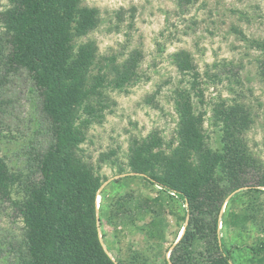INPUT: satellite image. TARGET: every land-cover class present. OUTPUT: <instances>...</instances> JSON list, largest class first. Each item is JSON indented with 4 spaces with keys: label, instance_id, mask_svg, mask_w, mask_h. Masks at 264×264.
I'll use <instances>...</instances> for the list:
<instances>
[{
    "label": "trees",
    "instance_id": "16d2710c",
    "mask_svg": "<svg viewBox=\"0 0 264 264\" xmlns=\"http://www.w3.org/2000/svg\"><path fill=\"white\" fill-rule=\"evenodd\" d=\"M174 1L184 11L198 0ZM103 20L100 8L85 0H7L0 10V136L12 135L13 125L30 131L20 147L23 166L0 154V205L13 209L21 223V233L7 241L10 264H149V253L131 247L125 257L112 256L101 227L104 221L137 226L140 217L151 215V233L164 238L168 208L185 230L165 264H242L239 250L250 253V264H264V159L247 140L253 109L221 95L204 107L208 84L222 82L224 73L240 82L232 62L213 63L217 72H203L190 50L173 52L181 76L171 91L173 136L166 140L156 129L133 137L127 162H112L119 176L111 187L140 179L157 194L115 199L102 187L108 176L86 159L82 144L113 112L111 92L127 91L145 77L143 49L100 52L90 35ZM247 40L259 51L257 73L264 84V37ZM21 78L37 100L27 119L15 113L8 95ZM176 199L181 211L172 207ZM251 226L258 232L252 243L234 239ZM223 227L236 237L228 240Z\"/></svg>",
    "mask_w": 264,
    "mask_h": 264
},
{
    "label": "rangeland",
    "instance_id": "374dc122",
    "mask_svg": "<svg viewBox=\"0 0 264 264\" xmlns=\"http://www.w3.org/2000/svg\"><path fill=\"white\" fill-rule=\"evenodd\" d=\"M85 3L99 7L104 17L100 28L90 35L96 40L101 53L141 48L145 54L142 62L144 80L130 86L127 91L111 92L115 101L113 112L107 115L102 124H95L90 129L87 141L82 144L86 159L96 169L99 168L98 164L102 165L100 170L108 176L103 188L107 186L105 189L111 198L157 194L156 188L145 186L140 179L127 184L117 183L111 187V181L119 176L116 174L117 166L112 162H127L128 147L133 137H145L156 129L166 140L173 136L177 114L171 91L181 76L172 63L171 54L181 48L193 53L203 72H217L219 68L212 66L213 63L232 62L235 65L240 82L233 81L232 77L229 79L224 73L222 82L208 84L204 107H211L220 95L239 98L250 104L254 122L247 132V140L250 148L264 159V84L257 73L256 57L259 51L252 49L247 40L264 37V0H198L184 11L178 8L174 0H85ZM6 4L7 0H0V10ZM118 12L124 15L122 23ZM130 22L132 26H128ZM158 42L165 47L163 51ZM27 83L26 79L21 78L9 86L8 95L15 102V113L21 119H27L37 105ZM12 129L15 136H0V154L5 155L10 164L18 168L25 164L20 147L30 131L23 130L20 133L14 125ZM8 130L5 126L3 133L9 134ZM104 153L113 155L101 162L99 158ZM175 206L178 211L183 208L177 199L172 204V207ZM12 213L13 209L8 205H0V244L3 242L0 264L11 263L7 241L21 233V223ZM164 217L167 223L162 225L164 238L157 230L151 233V215L140 217L137 226L116 227L104 221L101 231L105 234V243L110 245L111 255L125 257L131 247L149 253L152 257L149 264H165L164 257L170 256L169 249L182 232V220L171 213L169 208ZM223 232L228 240L236 237L231 229L223 227ZM257 235L256 228L251 226L247 234L234 239H238L240 244H249ZM240 252V262L250 264V253L246 250Z\"/></svg>",
    "mask_w": 264,
    "mask_h": 264
},
{
    "label": "water",
    "instance_id": "95a60500",
    "mask_svg": "<svg viewBox=\"0 0 264 264\" xmlns=\"http://www.w3.org/2000/svg\"><path fill=\"white\" fill-rule=\"evenodd\" d=\"M105 183H106V182H105ZM105 183H104V185H105ZM104 185H103L102 187H104ZM98 207H99V202H98ZM184 230H185V228L182 229V232H181L180 236L178 237V240L182 237V235H183V233H184ZM178 240H177V241H178Z\"/></svg>",
    "mask_w": 264,
    "mask_h": 264
}]
</instances>
